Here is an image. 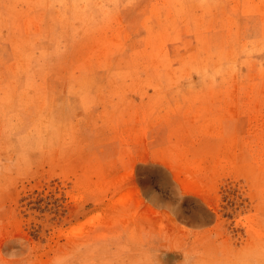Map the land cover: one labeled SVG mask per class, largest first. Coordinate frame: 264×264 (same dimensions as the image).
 I'll return each instance as SVG.
<instances>
[{"label": "rangeland", "instance_id": "1", "mask_svg": "<svg viewBox=\"0 0 264 264\" xmlns=\"http://www.w3.org/2000/svg\"><path fill=\"white\" fill-rule=\"evenodd\" d=\"M0 264H264V0H0Z\"/></svg>", "mask_w": 264, "mask_h": 264}]
</instances>
